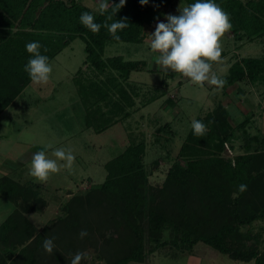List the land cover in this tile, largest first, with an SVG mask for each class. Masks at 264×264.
<instances>
[{
  "label": "trees",
  "instance_id": "1",
  "mask_svg": "<svg viewBox=\"0 0 264 264\" xmlns=\"http://www.w3.org/2000/svg\"><path fill=\"white\" fill-rule=\"evenodd\" d=\"M109 1L119 3V0ZM183 1L185 6L196 2ZM174 2L149 0L148 4L141 5L140 0H126L125 6L108 21L111 24L127 18L128 27L118 32L120 40L117 41L103 26L98 34H93L80 22L81 14L88 12L96 23L103 25L107 15L112 14V7L101 15L76 0L70 3L0 0V116L32 83L24 71L31 58L26 51L27 43L39 42L41 54L48 56L51 63L74 40L81 38L86 43L87 63L98 73L95 77L76 80L85 111L84 124L102 133L129 119L139 97L138 88L129 80L134 72L149 71L147 62L125 61L123 57L105 61L106 46L143 43L148 29L165 17ZM214 2L229 14L232 24L229 32L236 42L264 40V0ZM222 79L226 80L222 89L224 96L239 83L255 88L264 86V57H236L228 75ZM197 120L207 126V133L197 137L191 128L162 188L154 190L150 186L144 163L146 144H130L105 165L106 180L98 189L86 198H73L68 204L66 218L60 217V230L45 229L38 233L26 218L25 213L35 208L33 203L42 201L38 190L8 178L0 181V196L22 208V211L15 210L0 226V264H38V259L46 253L43 248L46 238L56 239L55 244L73 258L90 246L99 247L97 242L105 237L104 230L124 232V237H129L120 254L111 253L112 258H104L107 264L143 263L148 244H155V248L167 244L162 242L167 227L175 235L170 244L180 251L193 252L202 243L232 260L264 264L261 234L243 231L264 220L263 148L256 147L255 151L247 148L248 153L238 156L235 164L223 156L225 145L235 139L236 128L230 124L232 115L222 101ZM248 120L238 128L245 127ZM167 128V125L163 127ZM258 141L254 137L253 142ZM241 184L247 185V191H238ZM86 205L93 217L85 216ZM82 230L88 233L84 238L79 235ZM112 240L116 239L111 238L108 243H113ZM55 257L60 264H65L63 254Z\"/></svg>",
  "mask_w": 264,
  "mask_h": 264
},
{
  "label": "rangeland",
  "instance_id": "2",
  "mask_svg": "<svg viewBox=\"0 0 264 264\" xmlns=\"http://www.w3.org/2000/svg\"><path fill=\"white\" fill-rule=\"evenodd\" d=\"M66 1L70 3L72 0ZM76 1L99 12L97 0ZM183 7V0H175L172 8L167 10L159 22H166V15H177ZM155 27L148 29L143 43H109L103 55L105 61L123 57L125 61L147 62L149 71L134 72L130 77L129 83L138 88L139 97L133 114L124 122L102 133H96L84 124L85 111L80 102L76 80L95 77L98 73L87 63L86 43L81 38L74 40L50 63L53 71L46 85L32 82L0 116V181L8 178L38 190L42 201L34 202L35 208L25 213L38 233L45 229L60 230V217L66 218L68 204L72 203L73 198H86L98 189L106 180L105 165L130 144H146L144 163L150 186L154 190L162 188L187 139L192 121L203 118L221 102L222 89L208 83L203 87L194 85L188 78L170 69L164 70L155 63L158 53L151 51L149 36L154 33ZM232 37L231 32L224 35L221 40V62L212 66L213 72L221 79L228 75L236 57H264V40L245 44L232 40ZM240 44L242 46L237 49L236 46ZM247 85H240L246 97L234 93L228 96L231 103L224 99L232 115L230 124L236 131L235 139L225 145L223 156L233 161V164L238 156L248 153L247 148L255 151L258 147L264 151V86L250 88ZM247 119L249 122L245 127L238 128ZM166 125L168 128L163 129ZM254 137L259 141L253 142ZM46 145H52V148H46ZM58 148L72 150L75 156L72 169L61 168L46 183L36 182L29 175L33 155L44 150L49 158L54 159L52 152ZM84 209L87 218L93 217L87 205ZM15 210L22 211V208L0 196V226ZM243 231L253 235L261 234V248L264 249V220L243 228ZM104 232L105 237L97 242L99 247L90 246L85 250L81 264H107L104 258H112L111 253L115 255L122 252L121 248L129 237H124V232ZM174 236L170 227L165 228L162 242L168 245L155 248V244H148L146 260L130 264H255L253 261L232 260L202 243L193 252L180 251L170 244ZM111 238H115L116 242L112 240L113 243L109 244ZM53 240L55 244L56 239ZM56 254H63V262L70 264L72 257L66 255L58 244H55L52 254L46 252L45 256L39 258L38 264L62 263L56 261Z\"/></svg>",
  "mask_w": 264,
  "mask_h": 264
},
{
  "label": "clouds",
  "instance_id": "3",
  "mask_svg": "<svg viewBox=\"0 0 264 264\" xmlns=\"http://www.w3.org/2000/svg\"><path fill=\"white\" fill-rule=\"evenodd\" d=\"M149 0H140L141 5L148 4ZM98 9L104 15L110 7L112 14L107 15L103 25L95 22V17L84 12L80 16V22L93 34H98L101 27L106 28L115 40H120L119 31L128 27L127 18L113 20V16L125 6L126 0H119V3H110L109 0H97ZM179 15H166L167 23L158 22L155 31L150 36V49L158 53L155 63L164 70H172L175 73L188 78L191 83L203 87L205 83L223 89L226 80L219 78L212 70L214 63L221 62L222 44L224 35L232 28L229 14L224 11L214 0H196L188 6L179 9ZM42 45L39 42L26 44V51L31 58L24 66L34 84L46 85L53 71L49 58L41 54ZM47 52V49H44ZM193 134L197 137L204 136L208 129L199 120H193L191 124ZM52 148V145H46ZM55 158H49L46 151L36 152L31 160L29 175L38 183H46L50 177L61 171V168L71 170L75 156L71 149H55L52 152ZM60 162H64L61 164ZM238 191H247V185L238 186ZM80 237L88 235L86 230L80 232ZM55 244L52 238H46L43 248L48 254H52ZM85 254L77 252L71 259L70 264H81Z\"/></svg>",
  "mask_w": 264,
  "mask_h": 264
},
{
  "label": "crops",
  "instance_id": "4",
  "mask_svg": "<svg viewBox=\"0 0 264 264\" xmlns=\"http://www.w3.org/2000/svg\"><path fill=\"white\" fill-rule=\"evenodd\" d=\"M227 33H229V32H227ZM226 33V34H227ZM234 39V37H232V40ZM235 40V39H234ZM241 45L242 44H240V46H236V48L237 49H239V47H241ZM239 58H241V57H239ZM232 65V64H231ZM241 84H243L244 86L243 87H246V83H239V84H237V85H235V86H233V87H231V88H229L227 91H226V95L224 96L223 95V98L221 99V101L223 102V105L225 106V107H227V108H229L228 107V105L229 104H225L226 103V100H225V103H224V99L226 98L227 100H229L230 101V103L232 102V100L231 99H229L228 98V96H232V94H234V93H237V94H239L238 96L240 97V96H245V93L242 91V87L240 86ZM247 86H249L250 88H253L251 85H247ZM233 88V90H231ZM223 93V92H222ZM246 97V96H245Z\"/></svg>",
  "mask_w": 264,
  "mask_h": 264
}]
</instances>
